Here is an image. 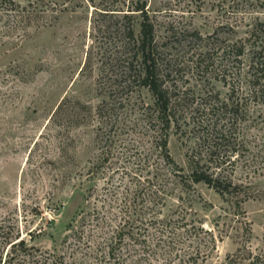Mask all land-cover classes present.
<instances>
[{
  "label": "rangeland",
  "instance_id": "1",
  "mask_svg": "<svg viewBox=\"0 0 264 264\" xmlns=\"http://www.w3.org/2000/svg\"><path fill=\"white\" fill-rule=\"evenodd\" d=\"M138 1L0 6L3 263L8 252L11 264L264 256V72L251 70L248 47L242 59L230 51L264 21V0H147L176 110L168 129L148 89L128 96L115 82L125 30H141ZM63 100L69 113L55 122ZM200 125L213 152L217 133L226 137L213 170L232 184L228 193L190 178ZM17 236L27 251L7 246Z\"/></svg>",
  "mask_w": 264,
  "mask_h": 264
},
{
  "label": "trees",
  "instance_id": "2",
  "mask_svg": "<svg viewBox=\"0 0 264 264\" xmlns=\"http://www.w3.org/2000/svg\"><path fill=\"white\" fill-rule=\"evenodd\" d=\"M10 1L13 2L14 6L17 8L19 7L16 5L15 0ZM3 4L4 0H0L1 7H4ZM147 6V0H139L137 6L133 10L140 12L141 14V30L138 34L132 26H129L128 29L125 30L126 36L123 40L124 48H126L124 60L125 65L122 70H120V76L116 78L115 82H118L117 87L121 90V92L122 90L127 91L128 96L136 89H148L155 98L159 124H162L164 129H168L171 127L173 116H176V110L174 108V101L172 98L173 93L170 92V89L166 85L168 81L167 75L162 73L163 59L161 45L157 39L155 24L151 20ZM29 19L31 20V18ZM248 44L250 46H248ZM247 47L249 48V53H251L252 56L250 60L251 70L255 73V76H257L260 72H264V21L256 24L251 36L247 38L245 42L238 41L236 44H233L230 51L234 53L233 55L237 59H242L248 51ZM259 83L261 82H258V84ZM66 103L67 101L63 100L59 105L57 111L55 112V122L60 120L63 117L62 115H67L69 113V110L65 109ZM76 103L81 106L80 102ZM77 108L78 106H75L74 108V116H77L76 119H78V115L81 117V112H79L80 110ZM103 114L104 115L101 114L102 118L104 117L103 119L107 121L111 114L108 112H104ZM204 129V126L200 125L199 129L196 130V132H198L197 137L201 140V150H198L197 153L193 152V154L189 156V164L191 168L190 178L194 183L203 182L210 187L215 188L220 193H228L232 184L220 174H216L215 170H213V168H216L213 164L216 163L218 165L219 163L217 161L219 160L217 154L219 141L225 140L226 137L224 135H220V131L217 133L218 136L215 138L219 141H215L214 145H212V147H215L216 150L213 152V150L208 147L209 141L211 142V137L213 135L210 134L209 128H207L208 132H205ZM164 145H166V143H164ZM220 146H222V144ZM1 235L6 236L4 233L0 234V236ZM7 236H12V234L8 233ZM18 239L20 240L18 241ZM10 244L11 248L18 247L21 251H27L29 249L26 248V240L19 236H17L15 240L7 242V246ZM9 256L10 252H8L4 263V258L1 256L0 264H11L12 257L10 256L9 259ZM62 257L63 258L61 259L60 264H67L65 263L66 261H64V256ZM42 264L51 263L48 258H44ZM250 264H264V256H257Z\"/></svg>",
  "mask_w": 264,
  "mask_h": 264
}]
</instances>
